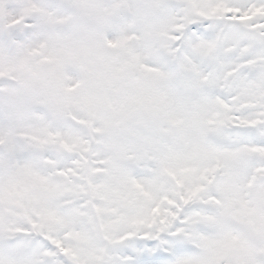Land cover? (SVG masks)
<instances>
[{"label":"snow or ice","instance_id":"snow-or-ice-1","mask_svg":"<svg viewBox=\"0 0 264 264\" xmlns=\"http://www.w3.org/2000/svg\"><path fill=\"white\" fill-rule=\"evenodd\" d=\"M0 264H264V0H0Z\"/></svg>","mask_w":264,"mask_h":264}]
</instances>
